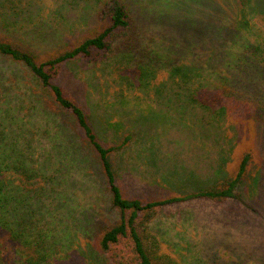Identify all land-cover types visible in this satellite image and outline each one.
I'll list each match as a JSON object with an SVG mask.
<instances>
[{
  "label": "trees",
  "instance_id": "16d2710c",
  "mask_svg": "<svg viewBox=\"0 0 264 264\" xmlns=\"http://www.w3.org/2000/svg\"><path fill=\"white\" fill-rule=\"evenodd\" d=\"M136 1V9L132 6L133 0L62 1L64 6L90 2L86 6L95 12L91 16L93 23L88 19L91 26L84 34L41 55L13 38L19 36L5 33L12 13L29 20L39 13L32 8L26 11L18 0H0V264H78L79 257L86 260V264H185L181 258L165 251L163 241L152 227L160 209L194 197L215 202L236 198L238 189H241L239 185L248 178L253 161L250 151L241 155L231 175L197 193L160 199L123 194L112 155L121 151L130 137L117 143L101 135V130L91 122V113L59 82L64 64L75 59L94 63L111 53L122 52L121 59H128L122 70L136 60L139 68L137 84L144 88L143 91H148L150 78L156 76L158 69L154 62L145 60L147 56H137L138 47L146 35L139 24V15L140 18L143 16L144 24L173 18L171 22H175L178 30L175 35L179 39L178 56L188 58L172 66L171 79L175 87L163 82L154 93L170 87L173 91L184 88L189 93L192 107H201L205 117L223 119V122L231 111L239 109L241 103L245 106L243 102L248 91L244 89L242 93L239 87L247 88L250 84L246 78L248 72L241 64L236 63V68H233L235 66L230 63L231 69L228 67L226 58L232 55V44L238 42L237 46L241 49L238 57L249 67L251 64H262L259 67L264 70V41L250 44L241 37V33L249 32L253 15L264 16V0H237L240 3L238 10L223 22L218 18V0L198 1L200 8L206 9L205 14L200 8L198 12L195 9L189 14V3L192 1L188 3L187 0H180L181 4L156 0L153 5L147 6L140 0ZM29 6L33 7L32 3ZM60 19L66 25L67 16L61 14ZM39 36L43 38L42 34ZM139 50L144 51L145 48ZM187 50L190 54L184 53ZM149 58L154 59L150 55ZM7 61L15 66L19 64L20 73L10 70ZM230 70H233L232 73ZM248 70L254 72L253 68ZM223 72L227 75H222ZM132 77L127 71L120 79L130 88L137 86L135 76ZM18 78L21 83L29 85L32 90L30 95L39 101L38 106L18 98L17 94H27L21 90L23 87ZM232 99L236 100V105ZM43 101L74 120L89 152L100 164L111 204L119 212V217L110 222L97 217L93 221L88 220L86 228L89 235L84 244L90 251L83 248L80 232L73 233L70 224L69 227L62 225L68 211L59 218L61 223L58 224V208L53 204L60 192H64L63 178L60 179L64 168L76 164L78 171L82 169L88 175L91 173H87L79 162L78 153L66 140L56 117L52 116V126H42L32 120L36 118V112L52 113ZM245 109L249 108L246 106ZM258 111L250 117L264 121V109ZM100 256L104 257V261Z\"/></svg>",
  "mask_w": 264,
  "mask_h": 264
},
{
  "label": "rangeland",
  "instance_id": "374dc122",
  "mask_svg": "<svg viewBox=\"0 0 264 264\" xmlns=\"http://www.w3.org/2000/svg\"><path fill=\"white\" fill-rule=\"evenodd\" d=\"M62 1L65 0H18L26 11L32 8L39 15L29 20L12 13L5 33L19 36L13 38L41 55L76 40L91 26V16L95 12L86 6L90 2L64 6ZM187 1H192L189 3V14L195 9L198 12L199 0ZM218 1L221 22L227 20L232 12L235 13L240 4L237 0ZM137 2L133 0L132 6H136ZM155 2L140 0L146 6ZM175 2L180 0H171V3ZM30 3L33 7L29 6ZM200 10L205 14V8ZM61 14L67 16L66 25L60 19ZM139 21L146 35L138 47L137 56H147L145 60L154 62L158 69L156 76L150 78L148 91H143L144 88L137 84L139 68L136 60L122 70L123 64L128 61L127 58L121 59L122 52L111 53L94 63L84 59L68 62L61 68L59 82L91 113L92 124L103 131L100 133L106 139L121 143L130 137L126 146L112 155L125 196L160 199L197 193L231 175L243 153H253L248 178L239 185L241 189H238L236 198L215 202L194 197L164 206L152 227L163 241L165 251L181 258L185 264H264V121L250 117L264 109V70L259 67L262 64H251L249 67L238 57L241 52L238 42L232 44V55L226 58L228 67L231 69L230 63H238L248 72L249 86L239 87L242 93L244 89L248 91L244 97L245 106L241 103L239 109L228 114L225 122L223 119H209L201 107L189 104V93L184 88L177 91L171 89L175 87L171 79L173 64H181L188 58L178 56L179 39L175 37L178 30L175 22H171L174 19L144 24L143 16L140 18L139 15ZM250 22L249 32L241 33V37L250 44L264 41V16L255 14ZM142 47L144 51L139 50ZM184 53L190 54L189 50ZM149 55L154 59L151 60ZM7 62L10 70L20 73L19 64L15 66ZM251 68L254 72L248 70ZM127 71L132 79L135 76L137 86L129 88L122 82L120 78ZM17 81L22 82L19 78ZM163 82L173 86L155 94L156 88ZM21 84V90L27 94H17V91L14 94L26 99V103L33 102L38 106L39 101L30 95L32 90L29 85ZM232 101L237 104L236 100ZM43 103L52 113L39 111L36 118L31 119L42 126H52V118L56 117L66 140L78 153L79 162L87 173H91L88 175L82 169L78 171L76 164L64 168L60 175L64 192L55 197L56 203L53 204L58 208V224L61 223L59 218L68 211L62 225L69 227L70 224L73 233L80 232L83 248L90 251L84 244L89 235L86 228L88 220L93 221L97 217L110 222L119 217V212L111 204L100 164L89 152L74 120L51 104ZM70 174L72 177L68 178ZM79 258L78 264H86V260ZM99 258L104 259L103 256Z\"/></svg>",
  "mask_w": 264,
  "mask_h": 264
}]
</instances>
